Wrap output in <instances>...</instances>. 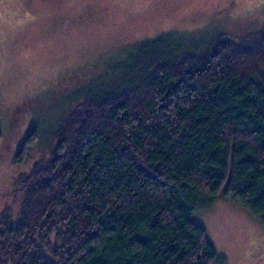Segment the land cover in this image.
<instances>
[{
	"label": "trees",
	"instance_id": "obj_1",
	"mask_svg": "<svg viewBox=\"0 0 264 264\" xmlns=\"http://www.w3.org/2000/svg\"><path fill=\"white\" fill-rule=\"evenodd\" d=\"M253 28L140 40L66 106L48 153L0 190V264H211L200 198L264 223V20ZM35 142L30 128L17 163Z\"/></svg>",
	"mask_w": 264,
	"mask_h": 264
},
{
	"label": "rangeland",
	"instance_id": "obj_2",
	"mask_svg": "<svg viewBox=\"0 0 264 264\" xmlns=\"http://www.w3.org/2000/svg\"><path fill=\"white\" fill-rule=\"evenodd\" d=\"M0 11V190L7 192L48 153L63 109L121 74L134 43L173 31L203 46L220 31L262 23L264 0H7ZM30 128L35 146L19 164ZM196 205L223 256L211 264H264L258 216L229 197Z\"/></svg>",
	"mask_w": 264,
	"mask_h": 264
},
{
	"label": "flooded vegetation",
	"instance_id": "obj_3",
	"mask_svg": "<svg viewBox=\"0 0 264 264\" xmlns=\"http://www.w3.org/2000/svg\"><path fill=\"white\" fill-rule=\"evenodd\" d=\"M5 1H7V0H0V10H1V8H2V3H4ZM1 12V11H0Z\"/></svg>",
	"mask_w": 264,
	"mask_h": 264
}]
</instances>
